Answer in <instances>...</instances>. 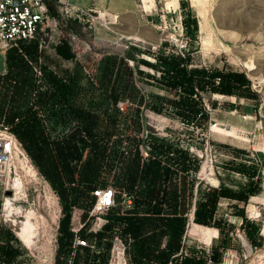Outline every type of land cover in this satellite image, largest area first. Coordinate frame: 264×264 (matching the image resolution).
Listing matches in <instances>:
<instances>
[{
    "label": "rangeland",
    "instance_id": "rangeland-1",
    "mask_svg": "<svg viewBox=\"0 0 264 264\" xmlns=\"http://www.w3.org/2000/svg\"><path fill=\"white\" fill-rule=\"evenodd\" d=\"M180 1L147 0L148 9L144 8L143 0L139 3L141 10H145L143 14L148 12L152 15L154 23L160 27L162 42L169 44L167 50L172 47L178 50L189 42V49L197 50L192 55L193 67L244 73L258 95L257 101L239 104L236 99L204 95L208 103L216 101L218 106L214 109L208 105L210 120L199 128L185 125L174 115H158L143 108L137 116L133 104L120 101L121 105H115L109 97V88L108 91L103 90L100 83L104 63L109 56L124 58L136 71L138 64L132 58L131 50L125 45L118 47L116 43H104L97 39L93 25L97 14H94L93 21L92 17L64 16L52 7V19L56 21L36 38L7 47L0 46V125L17 122L29 110L37 109L51 137L60 142H75L72 136L76 122L65 123L60 119L61 91L55 82H68L72 77L76 82V105H95L100 123L113 134L111 148L117 154L116 160L128 149H134L139 139L149 138L150 135L166 138L200 160L199 170L187 177L189 183L192 179L196 180V196L200 188L223 185L238 190L248 185L246 177L227 169L229 162L257 166L261 191L251 199L247 216L259 224L264 237V0H189L199 17L198 44L194 45L182 31ZM64 43L71 49L73 57L70 59L57 52V47ZM16 56L23 59V69L9 63ZM134 82L145 95L160 91L152 82L147 86L148 81L137 74L134 75ZM232 104H238V109L231 110ZM120 106L122 109L119 110ZM132 116L133 120L142 122L144 130L139 131L131 123ZM140 149L143 158H147L148 152ZM22 150L23 155L11 163L10 175L5 169L0 177V250H16L17 256L11 264H98L96 255L102 263L106 259V264H162L156 258L168 249L173 239L171 230L155 233L147 255L136 259L131 236L125 234L120 225L111 231L104 230L109 224L107 215L110 210L93 212L94 206L86 210L73 209L70 223L73 239L63 244L60 240L62 204L59 195L23 144ZM122 168L123 165L116 161L112 170L104 172L102 184L97 188L112 187L117 200L125 204L122 201L125 191L119 190L118 181L114 179L115 175L121 176ZM16 182L21 188L14 196L12 188ZM66 185L70 188L72 184ZM8 191H12L11 196L7 195ZM13 196L17 201L7 210L5 202ZM236 204L227 199L220 200L217 218L228 225L227 229H230L229 226L233 228L223 242L217 230L195 225L194 200L184 216L180 250L171 255L167 264H182L185 253L188 258L196 256L203 259L204 264H214L209 261L214 246H217L221 256L219 264H264V241L257 248L250 245L241 229V218L235 216ZM126 209H122L121 213L128 212ZM29 213L36 228L32 246H28L20 236ZM84 228L87 232L83 236L81 231ZM100 233L106 235L103 241L111 242L109 250L98 247ZM77 238L84 240L86 245H76ZM116 249L122 253L120 259L115 256Z\"/></svg>",
    "mask_w": 264,
    "mask_h": 264
},
{
    "label": "trees",
    "instance_id": "trees-1",
    "mask_svg": "<svg viewBox=\"0 0 264 264\" xmlns=\"http://www.w3.org/2000/svg\"><path fill=\"white\" fill-rule=\"evenodd\" d=\"M181 24L183 34L194 45L198 44L199 22L196 12L189 0L180 1ZM71 25V24H70ZM75 30L73 26L70 27ZM188 43L182 49L167 50L168 43L162 42L156 52L151 49L139 50L130 48L132 58L138 64L136 71L124 58L108 57L101 74V88L108 91L113 103L127 101L134 105V112L139 116L141 109L158 115H174L185 125L201 127L210 120L208 105L217 108L218 103H208L204 95H224L242 98L245 101H257L258 95L252 90L251 82L244 73L225 69H208L193 67L192 55L197 51L190 50ZM198 46V45H197ZM59 55L66 59L73 57L67 44L57 47ZM23 59L14 57L9 63L17 69H23ZM146 69V70H145ZM137 74L149 83H154L159 92L145 95L135 84ZM61 91L59 117L63 122H76V130L72 137L75 142H60L51 137L45 122L37 109L29 110L17 122L8 123L18 140L23 144L30 157L43 169L44 175L53 190L59 195L62 204L60 220L61 241L67 244L73 239L70 223L74 208L91 209L95 204L93 191L102 184L103 174L113 169L116 161L123 165L121 176H114L120 191H125L122 198L125 204L116 198V206L110 209L107 219L109 224L104 228L123 226L125 234L131 236L136 259L147 255L150 242L155 233L171 230L173 239L167 250L162 251L157 260L167 264L171 255L180 250V239L185 226L184 216L190 211L195 200L194 223L217 229L220 239L225 240L230 229L222 219L217 218L221 199L234 201L235 216L241 218V229L248 242L254 248L264 241L259 224L247 216V206L253 196L260 191L259 168L245 163L229 162L228 170L243 175L248 180L244 188L233 190L223 185L218 188L201 189L196 196L194 189L196 180L189 183L187 177L195 174L200 168V160L189 150L166 140V138L139 139L134 149L130 148L117 159L114 148H111L113 134L100 123L96 107L90 104L79 107L75 103L76 82L69 77L68 82L55 81ZM162 93V94H161ZM235 109V104H232ZM120 110V108H118ZM131 123L141 131L144 125L137 119ZM110 120V118H108ZM148 152L143 158L141 149ZM245 154V152H239ZM67 183L72 184L70 188ZM105 188V187H104ZM131 200L132 210L126 205ZM122 209L128 212L121 213ZM87 228L81 231L85 235ZM150 232V233H147ZM150 234V235H148ZM98 247L109 250L111 242L103 241L106 235L98 234ZM1 237V232H0ZM173 240L175 242L173 243ZM103 241V242H102ZM220 246V245H218ZM17 256L15 249L0 250L2 264H11ZM102 263L96 255V263ZM209 261L221 262L217 246L212 249ZM182 264H204V260L193 256L185 257ZM1 264V263H0Z\"/></svg>",
    "mask_w": 264,
    "mask_h": 264
},
{
    "label": "built area",
    "instance_id": "built-area-1",
    "mask_svg": "<svg viewBox=\"0 0 264 264\" xmlns=\"http://www.w3.org/2000/svg\"><path fill=\"white\" fill-rule=\"evenodd\" d=\"M52 7L57 8L64 16L81 19L92 17L94 21L92 9L79 8L70 0H0V46L7 47L36 38L56 21L52 19ZM183 47L184 45L180 49ZM119 108L122 109V106ZM21 155L22 144L11 126L0 125V177L5 169L9 170L10 175L11 163ZM93 196V212H105L116 206V192L112 187L97 188L93 191ZM126 205L131 207L130 199L126 201ZM75 244L86 245V242L77 238ZM187 255L184 254L185 257Z\"/></svg>",
    "mask_w": 264,
    "mask_h": 264
},
{
    "label": "crops",
    "instance_id": "crops-1",
    "mask_svg": "<svg viewBox=\"0 0 264 264\" xmlns=\"http://www.w3.org/2000/svg\"><path fill=\"white\" fill-rule=\"evenodd\" d=\"M70 2L79 8L92 9L94 14H97L93 25L99 41L116 43L119 45L118 47L125 45V48L130 49L134 46L139 50L151 49L152 51H156L162 44L163 33L160 31V27L154 23L152 15L148 12L143 14L142 11L145 10H141L139 0H76L75 2L70 0ZM143 2L144 8L148 9L147 0H143ZM196 15L199 22L198 14L196 13ZM215 96L236 99L239 104L245 102L242 98L216 94ZM237 106L238 104L235 109L232 106L230 108L237 110ZM202 228L217 230L204 226Z\"/></svg>",
    "mask_w": 264,
    "mask_h": 264
},
{
    "label": "bare ground",
    "instance_id": "bare-ground-1",
    "mask_svg": "<svg viewBox=\"0 0 264 264\" xmlns=\"http://www.w3.org/2000/svg\"><path fill=\"white\" fill-rule=\"evenodd\" d=\"M21 188V185L19 182H16L14 185H13V188H12V191L14 192V196L18 193V191L20 190ZM13 196V198H8L7 201L5 202V205H6V209L9 210L10 209V205L12 206L14 201H17V199ZM27 221L24 222L23 224V227L21 228V232H20V236L22 238V240L28 245V246H32L33 245V236L36 232V228L32 222V219L33 217L30 215H28L27 217ZM197 225V224H195ZM199 226V225H198ZM202 227V226H200ZM122 253L116 249L115 251V256L120 259V255ZM120 261V260H118ZM118 264H121V263H118Z\"/></svg>",
    "mask_w": 264,
    "mask_h": 264
},
{
    "label": "water",
    "instance_id": "water-1",
    "mask_svg": "<svg viewBox=\"0 0 264 264\" xmlns=\"http://www.w3.org/2000/svg\"><path fill=\"white\" fill-rule=\"evenodd\" d=\"M7 195H8V196H11V195H12V191H8V192H7Z\"/></svg>",
    "mask_w": 264,
    "mask_h": 264
}]
</instances>
